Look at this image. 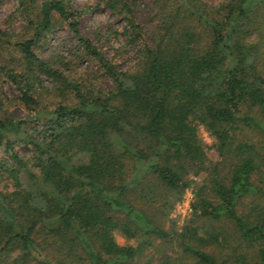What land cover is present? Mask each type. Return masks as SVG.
I'll list each match as a JSON object with an SVG mask.
<instances>
[{"label":"trees","instance_id":"1","mask_svg":"<svg viewBox=\"0 0 264 264\" xmlns=\"http://www.w3.org/2000/svg\"><path fill=\"white\" fill-rule=\"evenodd\" d=\"M108 2L141 45L131 70L118 69L82 35L67 0H45L30 20L33 33L15 43L22 65L8 76L43 125L0 110V175L15 187L0 191V264H140L149 249L162 254L157 264L188 257L194 264H264V206L241 209L259 189L264 141L238 136L248 128L264 137V0H155L158 25L150 33L131 0ZM56 17L69 22L82 56L98 63L111 87L70 77L38 55L35 46ZM5 37L0 29V41L11 44ZM43 75L56 99L48 105ZM198 124L221 154L233 153L230 165L209 160ZM19 142L33 155L20 156ZM202 171L194 215L233 223L236 243L255 248L256 257L240 250L220 257L217 248L233 243L215 228L167 224L189 176ZM38 181L49 187L38 190ZM117 230L136 245L118 243Z\"/></svg>","mask_w":264,"mask_h":264},{"label":"rangeland","instance_id":"2","mask_svg":"<svg viewBox=\"0 0 264 264\" xmlns=\"http://www.w3.org/2000/svg\"><path fill=\"white\" fill-rule=\"evenodd\" d=\"M44 1L36 0L33 3L31 0H0V29L6 35L5 39L11 41V44L0 41V110L6 116L27 120L28 122L25 124L35 126L38 129H41L43 123L41 120L35 119L33 117L34 112L30 111L19 99V90L10 80L7 69L14 68L18 70L17 68L21 67V54L15 43L33 33L30 20H36L40 16V8ZM67 1L71 10L76 12L79 17V28L82 35L93 41L117 65L118 69L123 71L133 69L139 60L141 45L139 42H132L129 39L127 21L109 6V0ZM154 1L131 0L136 7L139 22L144 26L147 33L152 32L158 25L154 17L156 10ZM213 1L217 3L221 0ZM55 20L53 28L35 46L38 55L58 67L66 68L67 70L64 72L70 77L79 80H93L98 83L101 89L111 87L112 80L99 68L98 63L90 56H82L83 54L79 50V37L69 22L58 17ZM42 77L45 82L43 84V87H45L43 89L44 101L42 103L48 105L55 102L56 99L52 93L51 80L44 75ZM198 136L210 161L230 165L232 157H234L233 153L225 152L224 155L221 154L217 147L218 140L203 124H198ZM238 136L240 140L264 141V137L260 133L248 128L244 132L238 133ZM16 150L25 159L33 155V147L24 142L17 143ZM2 157H4V150L0 149V161ZM25 175L30 176L26 173ZM206 176L207 173L203 171L198 175L191 174L189 176L191 185L184 192L182 199L168 210L167 224L181 230L186 224L192 223L200 227V232L215 228L223 231L228 240L233 243L231 248H217L220 257L234 256L235 251L239 250L248 254L250 258L256 257L255 248H248L246 245L239 246V243H236L237 237L233 223L209 221L206 218L194 215L195 192L197 187L205 183ZM254 182L259 189L255 194L245 198L241 209L247 210L254 204L264 206V172L257 173L254 176ZM44 186L49 187L38 181V185L35 187L39 190L45 189ZM12 189H15L13 179L7 175H0V191L7 192ZM115 235L120 244L136 245L138 242L134 239H128L120 230H117ZM161 248L166 249V246ZM154 251L156 250L149 249L145 260L140 264H147L148 262L149 264H157L156 258L161 257L162 254L157 255ZM181 264H194V261L188 257Z\"/></svg>","mask_w":264,"mask_h":264}]
</instances>
